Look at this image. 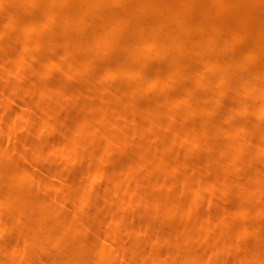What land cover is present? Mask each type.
Segmentation results:
<instances>
[{
    "label": "bare ground",
    "instance_id": "6f19581e",
    "mask_svg": "<svg viewBox=\"0 0 264 264\" xmlns=\"http://www.w3.org/2000/svg\"><path fill=\"white\" fill-rule=\"evenodd\" d=\"M60 8L64 10L58 12ZM0 12L7 19L5 25L0 23V33L13 35L17 44L11 57L22 58L26 66L32 52L44 49L33 74L21 66L9 68L8 60L0 59L4 65L0 132L5 115L13 114L21 122L38 118L42 130L49 125L54 107L61 111L69 107L68 100L76 106L65 128L50 142L29 139L16 119L7 125L0 141V234L13 231L14 235L0 238V264H264L260 247L264 238L239 252L230 245L235 236L240 241L260 232L258 227L249 232V223H232L243 207L242 218L247 219L250 207L257 211L256 219L264 218V195L253 200L254 194L264 193V154H260L264 147L253 151L246 143L264 125V0H0ZM39 33L48 36L33 43V35ZM5 39L0 37V51ZM245 40L250 41L246 47L227 53ZM150 54L163 61L160 67H148ZM79 69L89 70L87 76H80L86 81L83 89L68 84ZM13 70L16 82L26 77L22 87L31 103L48 101L54 92L48 89L40 95L45 82L61 73L56 102L37 104L34 116L25 113L31 105L27 100L10 108L18 99L6 75ZM245 92L249 94L238 96ZM220 107L223 119L214 123L210 119ZM180 113L185 114L184 121L195 116L192 125L178 123ZM253 116L257 124L250 121ZM238 117L243 120L234 123ZM132 126L146 130L147 136L143 140L133 136ZM237 128L249 132L238 139ZM41 130L38 140L53 131L49 128L44 135ZM86 139L91 149L72 179L75 190L61 189L69 181L51 167L36 172L43 158L69 162L71 172ZM239 141L242 144L235 149ZM126 145L127 171L115 168L105 192L95 193V183L103 180L97 163L112 160V153ZM174 147L182 148L180 157L186 161L197 148H209V159L220 168L209 178L208 189L217 188L219 194L207 195L203 175L194 178L193 171L165 155ZM148 164L152 170L147 175L144 165ZM160 170L169 184L152 197L146 189L161 186L146 177H155ZM28 175L32 178L25 183ZM184 191L188 213L199 198L218 202L228 191L237 194L227 200L217 221L205 211L190 229L173 218L185 210L178 207L183 201L178 194ZM71 198L76 201L73 208L82 212L75 217L66 213ZM12 201L16 206L3 219L2 207ZM89 203L91 210L83 212ZM130 207L137 217L124 229L132 237L129 251L118 260L112 253L126 247L120 224ZM28 218V226H16ZM148 236L151 241L145 245L141 241ZM206 244L209 252L204 254L199 249ZM38 250L52 255L46 260L32 257Z\"/></svg>",
    "mask_w": 264,
    "mask_h": 264
},
{
    "label": "rangeland",
    "instance_id": "374dc122",
    "mask_svg": "<svg viewBox=\"0 0 264 264\" xmlns=\"http://www.w3.org/2000/svg\"><path fill=\"white\" fill-rule=\"evenodd\" d=\"M64 9L60 8L57 11L61 12ZM25 11H30L27 9H16L17 13H22ZM0 23L2 24H6L7 23V19L2 17V14L0 12ZM13 35H8L5 36L4 33H0V37L2 38H6V46L4 47L5 49H3L2 51H0V59L1 60H8L7 61V67L9 68H14V67H22V69L26 70V72L28 73H35L37 68H38V64L39 61L41 60V56L44 52L43 47L38 48L37 50H35L34 52H32L33 57L30 60V65H26L23 66L22 65V58L20 59H14V57H11V52L13 51V49L16 47V43L13 40ZM48 36L47 33H39V34H34L33 35V43L37 42L38 40H44L46 37ZM250 41L249 40H245L242 44H239L237 47H235L232 51H228V54H232L235 50L240 49L242 47H246L248 45ZM117 53H120L119 51H117ZM148 58V67L150 69H153L154 67H160L162 65V60H154V54H150L147 56ZM102 61H106V59H102ZM245 64V62H244ZM3 67L4 65L2 63H0V75L3 73ZM217 69V68H216ZM88 69H79V73L78 76H76L75 78H72L71 80H69L68 84L70 85V87H77L78 89H83L86 86V81H81L80 80V76L84 75L87 76L88 74ZM6 75L9 76V85L12 88H16V93L18 94V99L15 101V103H11L10 104V108L12 107H19L22 106L24 104V102L27 101H31L30 100V95L29 94H25L24 88L22 87L23 84L25 83L26 77H22L21 80L19 82H16V75H15V71H8L6 72ZM231 77L234 78H242V74H238V75H231L229 74ZM101 76L102 78L105 77V74L103 73V71L101 72ZM118 76H122L120 74H118ZM248 79V78H245ZM63 81V75L61 73H57L55 74V78L52 80H48L47 82H45L46 88L43 90V92L40 94L42 96V94L44 92H46L48 89H53L54 95L50 96L48 101H43V102H35V103H31L29 109L27 111H25V113H27L28 115L34 116V110L37 108V104L40 103H46V102H56L57 100V95H58V91H57V85L60 86L58 83H62L60 81ZM250 80V78H249ZM107 83H110L111 80H106ZM63 84V83H62ZM158 85H162V82H159ZM259 87H261L259 85ZM262 88V87H261ZM19 90V92H18ZM249 92H245V93H241L238 94V96H246L248 95ZM251 94V93H250ZM148 92L147 93H143L144 99H147L148 96ZM161 104H167L165 101L160 100ZM67 106L69 107H65V109H62L61 111L58 110L57 107H54V111L52 112V117H51V121L49 123V125L47 126V128L42 129L39 124V120L38 118H34V120L31 121H24L21 122L19 120H17V118H15V116L13 114H9V115H5L4 116V120L6 122V125H4L2 132H0V141L5 139V133L7 131V125L10 124L12 121H14V119H16L22 129L26 132V135H28L27 137L29 139H33L36 140L37 143L41 144V143H45V142H50L51 140L57 138L60 134V132L65 128L67 122L69 121V116L71 113H73L76 110V106L73 105L70 100H68L66 102ZM169 106V105H168ZM170 109H173L171 106H169ZM13 109V108H12ZM222 107L215 109V113L216 115H214L212 117V119H210L212 122L217 123L220 122L222 118V115H220L219 113H221ZM24 113V112H21ZM37 117V116H35ZM185 118V114L184 113H180L178 115V117H176L178 123L182 124V125H192V123L195 120V116H192L191 118H189L188 120L184 121L183 119ZM0 119H1V114H0ZM243 120L242 117H238L234 120L235 122H241ZM250 121L253 124H257L256 123V116H253L252 118H250ZM263 128L261 130L258 131V136L255 138H249L248 141L246 142L249 146V148H252L253 151H257V149L260 148V146L264 147V139L261 137V134L264 130V125L262 124L260 127ZM49 128H51L52 134H50L49 136L45 135L47 134V130H49ZM238 132L235 133L236 138L239 139L240 136H242L243 134H246L249 132L248 128H246V130H244V132H241L239 129L241 128H237ZM41 130L42 134H44L46 137L42 138L41 140L37 139V131ZM132 134L133 136H137L140 139H144L147 135V131L146 130H138L137 126H132ZM150 145L154 146L155 142L154 141H149ZM242 144L241 141L237 142V146L235 149H238V147ZM83 150L80 152L79 157L80 159L78 161H76V163L74 164V167L72 169L71 172L68 171L69 168V162L64 163V164H58L57 161L54 160V158H48V159H44L42 160V162L38 165L36 172H44L46 169H48L49 167L53 168L54 170H56L57 172L62 173V176H65L66 179H68L69 183H67L65 186L61 187V189H63L66 192H71L73 190H75L76 186L73 184L72 179L76 174V170L77 168L84 162L87 161V154L89 152V150L91 149V145L88 139L83 141ZM128 148L129 146L126 145L123 147L122 150L119 151H115L112 153V160L107 161V163L105 164H101V163H97L100 165V167L102 168L103 171V180L101 182L95 183V193H99V192H105L104 190L107 189L108 185L110 182H112L114 180L113 177V170L117 167H121L122 169H124V171H127L128 166L126 165V154L128 152ZM261 149V148H260ZM181 150L180 147H174L172 151L167 152L165 155L169 158H172L175 161H179L177 163L178 166L183 165L184 168L193 171V177L196 178L197 175L201 174L203 175V183H204V187L206 188V194L209 195L211 194V192L213 191V193L219 194V191L217 188H213V189H208V183H209V178H213L212 175L213 173L218 170L220 168L219 164L217 162L211 161L209 159L210 157V150L208 147H200L197 148L193 154L191 155V157L189 158V160H184L183 157L181 156ZM246 151H244L245 153ZM248 153V152H247ZM246 153V154H247ZM67 154V153H66ZM260 154H264V148L262 150H260ZM245 155V154H243ZM203 160H202V159ZM232 159V158H231ZM229 159V160H231ZM208 160V161H207ZM6 161V158L4 159V162ZM97 160H92L91 163H96ZM6 163V162H5ZM208 165V166H207ZM207 166V167H206ZM144 169L148 173H150V171L152 170V166L150 164H148L147 166L144 165ZM164 170H160V173L158 175H156L155 177H151L150 179L146 177V180L148 182L151 183H156L159 184L161 186V188L159 189H154L153 187H149L146 189V193L149 194L152 197H156L160 194L163 193L164 188L169 184V183H165L163 176ZM33 175V174H32ZM32 175H28L27 177L24 178L25 183L30 182ZM231 181L230 178L227 179V184H228V188L231 189ZM237 193L235 192H226L225 196L220 198L219 201L217 202V200H213L215 202H209L207 197H202L197 199L196 205L194 207V211L191 213H188L186 211L187 209V204H185L184 200L185 197L188 195L187 191L184 192H180L178 194V197L180 199H182V203L178 205V207H184L185 210L184 211H179L176 212L173 216L174 221L175 222H183V224L187 225L190 229H195L196 227V221L200 218V216L206 211L211 213L214 217V219L217 221V215L219 213L222 212V210L225 208L226 204H227V200L231 197H234ZM39 195H44L43 192H39ZM264 193L260 192L257 194H254L253 196V200L254 201H259L260 199H262ZM177 196V195H176ZM56 200H59V198L57 197ZM166 201H164L165 203ZM216 206H213V203H216ZM76 204V201L71 198L68 200L67 203V214L75 217L79 214H81V211H76V209L73 208V205ZM16 206V202L12 201L8 204H4L3 205V211L4 214L2 216L3 219H6L8 217V213L10 211H12V209ZM71 207V208H70ZM92 208V204L89 203L83 210V212H88L90 211ZM121 209V208H120ZM244 209V207L242 208V210ZM240 210L238 213L241 214ZM250 212L247 214V219L242 218L241 216H239V214L233 218H231L232 223L235 222H241V223H249L251 224V228L248 227V231L249 232H254L256 227H258L257 229L260 230V232H254L252 233V235L247 236L246 238H244L243 240L237 241L236 240V236L234 237V239L230 242V245L233 246L238 252L241 251L246 245L248 244H254L259 242L260 240H262L264 238L263 232H264V218L262 219H256L255 217L257 216V211L255 210L254 207H250L249 208ZM123 219L121 220V238L122 240L126 243V247L121 250L120 253H112V256L117 258L118 260H122L123 257L125 256V254L129 251V243L131 240L132 235L125 232L124 229L127 227L128 222L131 219H134L137 217V211L134 207H130L126 212H124L123 215ZM264 217V216H263ZM250 219V220H249ZM31 222V219H26L23 223L20 224H16L17 227L19 228H24L26 226H28ZM93 223V221H92ZM260 228V229H259ZM199 232V229H196V233ZM213 232H210L209 235H212ZM14 235V232H9L7 235H3L0 234V238L3 237H12ZM151 241V236H148L146 238H144L141 242L145 245L149 244ZM35 243H39L38 240L34 241ZM263 250H264V244L260 246ZM202 253L207 254L209 252V245L206 244L202 247H200L199 249ZM71 253V251H67V254ZM52 255V253H46L42 250H38L32 257L34 258H39V259H48L50 256ZM161 264V263H159ZM242 264H253V261L250 262H245Z\"/></svg>",
    "mask_w": 264,
    "mask_h": 264
}]
</instances>
